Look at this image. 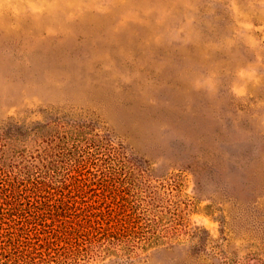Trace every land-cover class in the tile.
Returning <instances> with one entry per match:
<instances>
[{"label":"rangeland","instance_id":"374dc122","mask_svg":"<svg viewBox=\"0 0 264 264\" xmlns=\"http://www.w3.org/2000/svg\"><path fill=\"white\" fill-rule=\"evenodd\" d=\"M0 135L26 264H264V0H0ZM131 204L154 242L88 257Z\"/></svg>","mask_w":264,"mask_h":264},{"label":"trees","instance_id":"16d2710c","mask_svg":"<svg viewBox=\"0 0 264 264\" xmlns=\"http://www.w3.org/2000/svg\"><path fill=\"white\" fill-rule=\"evenodd\" d=\"M2 137V135H0ZM129 209V208H128ZM145 211V210H144ZM144 211L131 204L130 210L117 217H95L83 225V230L95 235L88 257L104 258L107 255L116 257H135L147 250L154 242V235L148 236L144 228L146 221ZM16 235L0 233V264H26L34 248H24L17 244Z\"/></svg>","mask_w":264,"mask_h":264}]
</instances>
